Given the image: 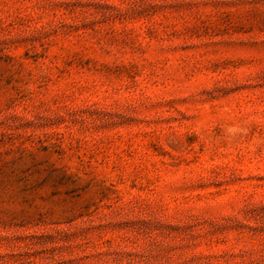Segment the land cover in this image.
Segmentation results:
<instances>
[{
  "label": "rangeland",
  "instance_id": "374dc122",
  "mask_svg": "<svg viewBox=\"0 0 264 264\" xmlns=\"http://www.w3.org/2000/svg\"><path fill=\"white\" fill-rule=\"evenodd\" d=\"M0 264H264V0H0Z\"/></svg>",
  "mask_w": 264,
  "mask_h": 264
},
{
  "label": "clouds",
  "instance_id": "9594fccd",
  "mask_svg": "<svg viewBox=\"0 0 264 264\" xmlns=\"http://www.w3.org/2000/svg\"><path fill=\"white\" fill-rule=\"evenodd\" d=\"M229 131L235 133V132L238 131V129H236V128H231V129H229Z\"/></svg>",
  "mask_w": 264,
  "mask_h": 264
}]
</instances>
